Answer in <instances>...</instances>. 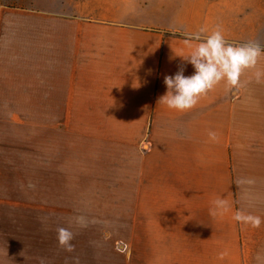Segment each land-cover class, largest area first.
Wrapping results in <instances>:
<instances>
[{"label":"crops","instance_id":"crops-1","mask_svg":"<svg viewBox=\"0 0 264 264\" xmlns=\"http://www.w3.org/2000/svg\"><path fill=\"white\" fill-rule=\"evenodd\" d=\"M4 7L0 264H92L90 247L68 252L56 240L62 170H77L78 158L132 170V246L118 264H257L264 79L246 71L241 87L221 82L187 111L158 99L166 75L194 72L177 56L190 51L185 34L203 28V38L219 27L230 44L264 49V0H8ZM209 130L218 142H209ZM217 198L229 210L213 217ZM239 210L261 225L235 221ZM80 233L74 238H91Z\"/></svg>","mask_w":264,"mask_h":264},{"label":"clouds","instance_id":"clouds-1","mask_svg":"<svg viewBox=\"0 0 264 264\" xmlns=\"http://www.w3.org/2000/svg\"><path fill=\"white\" fill-rule=\"evenodd\" d=\"M199 32L185 34L184 45L190 50L187 55H177L183 61L191 64L194 68L192 75L185 76L184 68L180 67L175 75H166L163 83L166 92L158 99V104L168 109L187 111L194 108L202 96L213 90L221 82L226 89L241 87V76L249 70H255L253 75L257 82L264 79V69H257L259 58L264 55V49L256 42H248L238 45L228 43L219 27L212 33L202 38ZM198 41V43H193ZM209 142H218L219 137L215 131H208ZM248 183L254 181L248 180ZM238 181V186H239ZM31 186V185H30ZM229 210L228 201L217 198L212 201L209 214L213 217L223 216ZM233 219L245 227L258 228L262 220L259 216L236 211ZM79 221L80 218H77ZM56 240L62 249L72 252L74 245L71 241L74 234L68 228L56 229ZM225 253L220 254L223 259ZM257 264H264V253L258 251ZM39 264H44V259H39Z\"/></svg>","mask_w":264,"mask_h":264},{"label":"rangeland","instance_id":"rangeland-1","mask_svg":"<svg viewBox=\"0 0 264 264\" xmlns=\"http://www.w3.org/2000/svg\"><path fill=\"white\" fill-rule=\"evenodd\" d=\"M6 3L0 0L1 6ZM87 162L78 158L77 170H62L61 227L74 237L80 232L90 234L91 238H74L71 243L90 247L87 257L92 264H118L132 246V170H101Z\"/></svg>","mask_w":264,"mask_h":264},{"label":"trees","instance_id":"trees-1","mask_svg":"<svg viewBox=\"0 0 264 264\" xmlns=\"http://www.w3.org/2000/svg\"><path fill=\"white\" fill-rule=\"evenodd\" d=\"M5 8H6V7L0 5V13L4 12V11H5ZM7 8H8L10 11L21 10L20 8H17V7H15V6H9V7H7Z\"/></svg>","mask_w":264,"mask_h":264}]
</instances>
